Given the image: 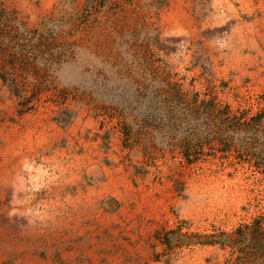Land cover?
<instances>
[{"label": "rangeland", "instance_id": "1", "mask_svg": "<svg viewBox=\"0 0 264 264\" xmlns=\"http://www.w3.org/2000/svg\"><path fill=\"white\" fill-rule=\"evenodd\" d=\"M2 73L0 264H226L250 245L264 172L183 113L194 94L264 109V0H0Z\"/></svg>", "mask_w": 264, "mask_h": 264}, {"label": "trees", "instance_id": "2", "mask_svg": "<svg viewBox=\"0 0 264 264\" xmlns=\"http://www.w3.org/2000/svg\"><path fill=\"white\" fill-rule=\"evenodd\" d=\"M0 75L7 80L6 74ZM186 113L183 118L187 124L200 129L206 125H217L215 131L218 132L217 137L220 140L223 152L236 151L237 157L252 162L257 168L264 172V109L255 114L248 113L244 110L231 111L228 106L219 108L210 103V100L199 99L197 95L188 98L186 101ZM202 106V107H201ZM201 109V110H200ZM205 116L206 121L199 122V118ZM210 128V126L208 127ZM186 157L190 159V153L186 152ZM250 232L247 233L242 228H238L237 232L245 236H250V245L241 246L238 251L242 255H238L235 261L228 260L226 264H242V258H246L247 262L255 264L259 261L261 251H264V217L257 218L251 225H246ZM245 236L238 239L239 244L243 243ZM236 238V241H238ZM264 264V261L260 262Z\"/></svg>", "mask_w": 264, "mask_h": 264}, {"label": "bare ground", "instance_id": "3", "mask_svg": "<svg viewBox=\"0 0 264 264\" xmlns=\"http://www.w3.org/2000/svg\"><path fill=\"white\" fill-rule=\"evenodd\" d=\"M39 177H40V176H37V173H35V181H36V182L38 181ZM25 178H26V177H25ZM27 180H28V178H27ZM21 181H22V180H21ZM26 207H27V206H26ZM26 207H25V208H26Z\"/></svg>", "mask_w": 264, "mask_h": 264}]
</instances>
